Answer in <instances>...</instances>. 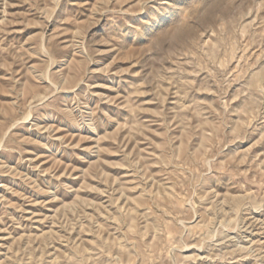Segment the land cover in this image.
<instances>
[{"label":"rangeland","instance_id":"1","mask_svg":"<svg viewBox=\"0 0 264 264\" xmlns=\"http://www.w3.org/2000/svg\"><path fill=\"white\" fill-rule=\"evenodd\" d=\"M0 264H264V0H0Z\"/></svg>","mask_w":264,"mask_h":264}]
</instances>
